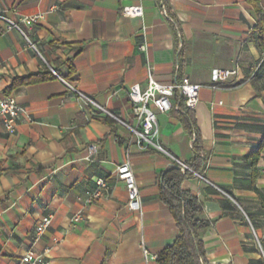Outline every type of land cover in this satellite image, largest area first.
<instances>
[{
    "label": "crops",
    "instance_id": "crops-1",
    "mask_svg": "<svg viewBox=\"0 0 264 264\" xmlns=\"http://www.w3.org/2000/svg\"><path fill=\"white\" fill-rule=\"evenodd\" d=\"M130 5H141L143 17L124 16ZM0 8L16 21L41 15L20 25L35 49L0 21V98L16 77L56 76L9 94L29 115L14 133L0 121V264H22L31 247L48 252L50 264H158L179 235L160 198L161 178L174 158L193 159V140L174 109L157 112L158 141L169 155L130 148L142 198V213L133 212L117 177L131 133L93 115L73 91L134 124L129 89H146L150 70L159 82L187 76L202 85L194 112L207 163L203 178H186L182 187L203 202L211 222L201 233L208 262L264 264V162L255 180L252 165L264 141V52L248 0H0ZM216 67L239 72L214 89ZM94 191L100 196L89 202ZM47 215L52 224L35 241V225Z\"/></svg>",
    "mask_w": 264,
    "mask_h": 264
},
{
    "label": "built area",
    "instance_id": "built-area-1",
    "mask_svg": "<svg viewBox=\"0 0 264 264\" xmlns=\"http://www.w3.org/2000/svg\"><path fill=\"white\" fill-rule=\"evenodd\" d=\"M7 12L0 8V21L4 23L6 31L18 30L23 33L21 24L32 25L38 21L41 17L40 14L32 16H24L19 21L13 20L7 16ZM122 13L126 17L130 18H142L143 8L141 5H130L123 8ZM24 34V33H23ZM25 35V34H24ZM29 48L35 49V45L25 35ZM141 51H146V45L140 46ZM256 71V70H255ZM254 71V72H255ZM239 72L238 67L233 68H213L211 71V83L212 88L216 89L233 76H236ZM65 82L64 79H61ZM202 88L201 84L194 83L189 77L184 76L179 83H164L157 81L153 73L149 72V82L146 89H143L139 84L133 85L129 89V99L132 104V114L134 118V124L124 122L113 112L109 111L106 107L98 104L96 101L88 97L86 94L78 89L73 88L76 94L77 100L83 104V106L90 108L93 115H104L111 117L113 120L126 126L130 133L131 138L127 147L126 159L117 167V177L125 185L127 192V206L133 212L142 213V198L139 190V184L135 172L132 168L130 161V148L136 146L140 149H147L153 147L158 151L169 153L162 147L158 141L159 136V123L157 119V112L167 113L175 107V91L185 98L187 107L194 109L199 103V92ZM22 116H27L28 112L22 107L17 99L13 95H5L0 98V121L3 123L4 131L6 133H14L18 120ZM90 154L93 155L96 152V146L94 144L88 147ZM175 163L179 165L184 172L189 171L194 176L203 178L200 173L193 171L186 163H183L175 159ZM260 160L264 162V141L260 147ZM100 187H106L104 182H97ZM99 191H94L90 194L89 202L99 197ZM82 213L75 214L71 221L77 223L81 221ZM52 224V216L47 215L42 217L35 225L34 234L35 241H38L40 237ZM260 249L262 246L258 240ZM141 247L145 253H147V247L145 242L141 243ZM22 264H50V257L48 252L44 254L37 253L32 247L23 255L21 259Z\"/></svg>",
    "mask_w": 264,
    "mask_h": 264
},
{
    "label": "trees",
    "instance_id": "trees-1",
    "mask_svg": "<svg viewBox=\"0 0 264 264\" xmlns=\"http://www.w3.org/2000/svg\"><path fill=\"white\" fill-rule=\"evenodd\" d=\"M248 1L253 5L258 17L255 34L264 52V13L260 8L259 0ZM70 71L74 73L75 70L70 67ZM55 78V74L51 71H41L25 77H16L6 89L5 94L9 95L21 86L34 85ZM174 99L175 107L173 109L193 140L194 157L186 164L193 171L201 174L206 166L207 159L203 154V141L197 127L194 109L187 107L185 98L178 90L175 91ZM259 158L260 152L257 151L253 155L252 162L254 180L258 175L257 163ZM190 177H194V174L189 171L184 172L177 164L162 175L160 198L169 208L179 229V235L172 245L164 248L158 254V264H210L207 260L201 233L211 226V222L203 217V202L192 192L182 187L184 180ZM261 251L264 253V246H262Z\"/></svg>",
    "mask_w": 264,
    "mask_h": 264
}]
</instances>
